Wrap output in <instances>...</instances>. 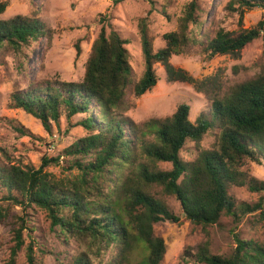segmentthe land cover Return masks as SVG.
Returning <instances> with one entry per match:
<instances>
[{
    "label": "trees",
    "instance_id": "1",
    "mask_svg": "<svg viewBox=\"0 0 264 264\" xmlns=\"http://www.w3.org/2000/svg\"><path fill=\"white\" fill-rule=\"evenodd\" d=\"M6 6L0 0V15ZM254 9L264 12V0H230L226 5L239 25L245 12ZM198 10L197 0H190L176 20L175 31L162 36L164 46L156 52L147 18L138 20L144 70L134 84L125 48L128 41L117 31L101 27L80 81L46 80L11 95V107L38 120L47 136H52L54 128L60 132L63 121L87 134L54 157L43 155L37 169L10 164L9 159L0 161V223L6 222L14 208L24 213L36 207L47 213L51 228L64 239L84 246L67 264H133L135 253L140 260L134 264H160L165 245L154 235L153 226L161 221L180 222L153 193L156 188L173 196L184 219L195 226L219 225L223 215L238 221L239 215L257 211L264 221L262 202L237 209L228 195L233 187L264 190V182L250 177L252 164L264 163V70L221 93L218 73L198 81L170 63L172 56L190 55L197 49L207 59H238L245 46L260 36L264 49V15L251 29L237 33L219 29L203 44ZM52 38L53 30L36 14L0 19V49L10 50L16 59L32 43L45 39L50 44ZM157 64L163 67L167 82L191 84L207 96L208 112L192 122L189 105L180 103L171 116L152 118L142 126L125 115L126 90L133 85L136 97L151 90L158 81ZM76 116L79 119L72 124ZM16 131L25 135L21 128ZM214 131L212 147L197 146L194 158H182L187 142L197 145ZM159 163L171 167L162 170ZM49 166L59 167L63 176L46 172ZM11 221L16 227L8 264L15 263L22 246L26 264H42L31 243L25 244L23 216ZM233 237L235 247L228 255L213 254L204 242L195 252L185 251L178 264H264L263 246L237 234Z\"/></svg>",
    "mask_w": 264,
    "mask_h": 264
},
{
    "label": "rangeland",
    "instance_id": "2",
    "mask_svg": "<svg viewBox=\"0 0 264 264\" xmlns=\"http://www.w3.org/2000/svg\"><path fill=\"white\" fill-rule=\"evenodd\" d=\"M6 9L0 19H10L17 15L36 14L53 30L50 44L45 39L32 43L16 59L10 50L0 49V161L31 166L37 169L43 155L56 156L73 142L86 136L81 127H68L63 121L60 132L56 128L52 136H47L40 122L20 109L11 107V95L32 84L46 80L65 82L80 81L84 65L92 43L101 27L115 30L128 41L125 46L132 70L133 84L143 73L144 65L138 33V20L147 18L152 47L156 52L164 46L162 36L175 31L176 20L190 0H2ZM230 0H197L199 10V40L205 44L219 29L237 33L251 29L264 15L260 9L245 12L241 25L234 13L226 10ZM79 53L77 54V49ZM200 53H198V52ZM190 55L172 56L171 65L186 71L195 80L219 74L222 92L232 86L257 77L264 70V49L262 37L252 41L240 52L238 59L229 56H215L207 59L200 49ZM21 62V65H20ZM158 81L156 85L140 97L133 92V85L126 90L125 115L142 126L152 118L164 119L172 115L180 103L190 107V120L195 121L202 112L207 113L210 100L203 93L196 92L193 85L166 81L163 67L154 66ZM79 119L74 117L71 123ZM21 128L25 135H20ZM210 132L197 145L187 142L181 152L182 158H194L197 146L210 148L215 142V133ZM159 168L169 170L170 164L159 163ZM253 179L264 182V163L252 164ZM46 172L63 176L59 167L49 166ZM153 193L161 198L178 217L180 224L161 221L154 224V235L164 240L165 254L160 264H178L180 256L187 250L196 251L197 246L209 243L210 251L216 255H228L234 247V234L241 239L253 241L264 247V221L259 212L239 215L238 221L230 216H222L219 225L202 227L186 221L179 204L173 196L165 195L161 188ZM228 195L238 208L252 207L260 202L264 206V190L249 191L246 187H233ZM14 216H23L27 229L23 230L25 244L31 243L33 253L42 264H67L79 255L84 246L73 240L64 239L56 228H51L47 213L36 207L12 209L5 223H0V264H8L13 242L12 223ZM140 256L135 253L132 263ZM14 264H26L25 249L17 252Z\"/></svg>",
    "mask_w": 264,
    "mask_h": 264
}]
</instances>
